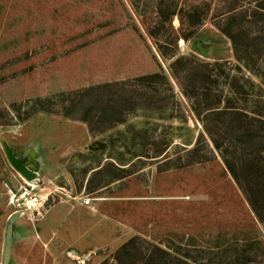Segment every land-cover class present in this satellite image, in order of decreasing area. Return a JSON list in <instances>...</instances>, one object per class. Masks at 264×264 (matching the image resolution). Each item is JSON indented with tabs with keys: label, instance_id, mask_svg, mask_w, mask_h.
Returning <instances> with one entry per match:
<instances>
[{
	"label": "rangeland",
	"instance_id": "obj_1",
	"mask_svg": "<svg viewBox=\"0 0 264 264\" xmlns=\"http://www.w3.org/2000/svg\"><path fill=\"white\" fill-rule=\"evenodd\" d=\"M218 3L0 0V264H264V221L223 159L222 149L234 156L230 139L215 146L170 66L181 56L218 61L248 90L242 101L264 112V52L256 71L238 62L212 19ZM241 23L256 38L251 48L264 49L262 23ZM157 72L172 91L128 86L155 94V110L101 134L80 119L89 103L81 91ZM231 84L219 78L224 96ZM198 139L204 161L190 154ZM236 147L242 157L255 149ZM12 158L52 192L38 221L16 216L10 202L6 184L26 178ZM254 158L246 178L264 215V150Z\"/></svg>",
	"mask_w": 264,
	"mask_h": 264
},
{
	"label": "trees",
	"instance_id": "obj_2",
	"mask_svg": "<svg viewBox=\"0 0 264 264\" xmlns=\"http://www.w3.org/2000/svg\"><path fill=\"white\" fill-rule=\"evenodd\" d=\"M246 1L250 5L248 8L243 4ZM207 10L210 12L211 6ZM237 18L240 19V22H237ZM212 19L217 21V28L232 40L238 62L251 71H256L258 55L263 53L264 49H252L250 41L256 40V38H251L248 30L241 29L240 25L242 26L241 22L244 21L248 24L262 23L264 26V0H219V3L212 9ZM244 34H246V38H242ZM170 66L173 76L180 84L184 95L190 100L193 111L201 120L203 129L215 146L222 148L226 139H230L229 147L234 156L231 157L226 149L225 151L222 149L223 159L247 198L252 202L258 217L264 221V215L252 200V193L256 185L253 184V180H250L251 178H246L247 167L255 166L252 164L254 156L264 150V146H261L264 143V112L261 111L262 108L259 106L253 108L245 102L248 90L246 92L244 86L240 85V82L238 83L237 78H230L228 70L223 69L224 66L218 61L203 62L193 57L181 56L173 60ZM220 77H226V80L232 81L230 90L233 94L223 95L224 88L218 86ZM140 83L150 86L157 84L173 90L168 76L157 72L145 74L134 80L90 86L81 91L83 95L89 96V103L79 110L81 111L79 112L80 119L89 125L92 134L104 133L116 125L126 122L127 114L131 112L156 109L153 104L158 102L155 99V94L147 92L143 96L139 90L128 89V86L133 87ZM250 85L254 84L250 83ZM161 102L164 104L168 101ZM65 115L73 116L71 113ZM204 135L203 133L200 137L203 138ZM200 143L201 141L198 139L195 147L190 150V154H193V158H197L198 161H204L206 158L200 156ZM243 143L245 144L244 149L247 148L248 151L250 144L255 148L246 157L237 153L236 146L242 147ZM165 150L159 149L158 153L162 154ZM121 264H126V262L122 260ZM182 264L187 263L183 261Z\"/></svg>",
	"mask_w": 264,
	"mask_h": 264
},
{
	"label": "built area",
	"instance_id": "obj_3",
	"mask_svg": "<svg viewBox=\"0 0 264 264\" xmlns=\"http://www.w3.org/2000/svg\"><path fill=\"white\" fill-rule=\"evenodd\" d=\"M33 180V179H32ZM20 184L17 189L9 188L10 202L16 208V216L28 221H38L44 217L45 206L52 192L42 193L39 191L37 184L28 183ZM91 201L89 196H84L81 200L83 205H88Z\"/></svg>",
	"mask_w": 264,
	"mask_h": 264
},
{
	"label": "water",
	"instance_id": "obj_4",
	"mask_svg": "<svg viewBox=\"0 0 264 264\" xmlns=\"http://www.w3.org/2000/svg\"><path fill=\"white\" fill-rule=\"evenodd\" d=\"M198 49L204 54V55H208V51L201 45V44H198ZM12 162L13 164L21 171V173L28 179L32 180L34 179L35 177V174L32 173L25 165H23V163L17 159V158H12ZM13 229H14V225H13V221L8 225V228H7V237L9 239L12 238L13 236ZM7 257L5 259V262H8L7 261Z\"/></svg>",
	"mask_w": 264,
	"mask_h": 264
},
{
	"label": "bare ground",
	"instance_id": "obj_5",
	"mask_svg": "<svg viewBox=\"0 0 264 264\" xmlns=\"http://www.w3.org/2000/svg\"><path fill=\"white\" fill-rule=\"evenodd\" d=\"M37 177H38V175L35 177V179H36ZM22 178L25 179V180H27L28 183L35 184V179L30 180V179H26V178H24L23 176H22ZM35 185H36V184H35ZM37 186H38V185H37Z\"/></svg>",
	"mask_w": 264,
	"mask_h": 264
}]
</instances>
